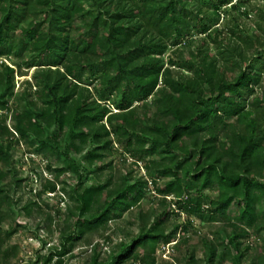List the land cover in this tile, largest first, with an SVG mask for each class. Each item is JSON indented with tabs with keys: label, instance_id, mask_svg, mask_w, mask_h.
Instances as JSON below:
<instances>
[{
	"label": "trees",
	"instance_id": "trees-1",
	"mask_svg": "<svg viewBox=\"0 0 264 264\" xmlns=\"http://www.w3.org/2000/svg\"><path fill=\"white\" fill-rule=\"evenodd\" d=\"M233 1L0 0V57L12 50L21 58L28 54L25 67H38L34 86L40 88L33 93V85L26 82L22 94L28 106L14 112V133L0 123V136L24 140L39 154H57L56 164L61 162V137L68 134L70 149L78 152V144L90 139L86 160L93 165L111 149V136L116 135L119 143L140 158L157 157L146 164L147 170L156 178H169L157 189L187 203L189 211H203L205 190L217 192L216 197L209 198L210 219L232 221L228 243L235 252L231 264H264V224L258 223L264 219V95L251 104L243 99L261 82L264 47L259 46L249 56V49L259 41L257 36L239 32L235 43L225 42L218 31L213 41L226 43L219 45L217 52L228 62L227 70L206 48L220 11L230 5L235 12L242 3H248ZM36 5L42 8V18L24 25ZM258 25L261 27L260 22ZM195 33L205 37L198 50H189L180 60H170L171 65L191 73L178 74L175 82L164 54ZM233 70L236 75L231 77L228 72ZM14 74L15 68L8 65L0 71L2 110L14 92ZM89 79L100 82L99 100L108 102L92 98L86 83ZM156 93L157 109L139 113ZM33 96L42 103L39 109ZM233 118L237 124L229 121ZM49 130H54L51 139L46 137ZM11 160V144L1 142L0 163L8 170L0 169V182L12 170ZM65 163L46 167L55 171L56 178L68 170L79 174L78 183L72 187L77 205L71 215L76 220L68 235H63L66 241L73 243L86 230L120 217L146 194L145 179L116 184L109 178L83 186L80 166L69 157ZM56 187L57 182L47 180L38 195L54 193ZM9 198L7 185H0V264L10 253L3 249L7 238L1 232V224L9 215L3 206L11 204ZM32 206H39L38 202L26 204L27 213ZM166 217L156 219L148 230L142 227L131 243L122 242L119 252L109 259L100 260L96 249L90 264H125L129 259L155 264L159 243L176 238V230L166 233L161 226ZM247 228L261 235L262 245L252 260L245 261L239 244L248 235ZM71 247L63 243L62 250L47 257L44 264H50L55 255L59 257L56 264H63L62 257ZM190 263L195 264L193 258ZM208 264H227L226 251L216 263V250L212 249Z\"/></svg>",
	"mask_w": 264,
	"mask_h": 264
},
{
	"label": "rangeland",
	"instance_id": "rangeland-1",
	"mask_svg": "<svg viewBox=\"0 0 264 264\" xmlns=\"http://www.w3.org/2000/svg\"><path fill=\"white\" fill-rule=\"evenodd\" d=\"M237 0H234L235 2ZM41 7L35 6L34 11L23 23L29 24L33 20H40ZM236 17H233V16ZM264 0H248V3H242L241 7L235 12L231 11L230 5L225 6L220 11V18L215 23V29L207 40V52L216 54L220 60V66L228 69L229 64L219 55L217 49L222 43L213 41L216 33L219 31L221 39L225 42L237 41V33L242 36L246 34L257 36L258 43L248 51L252 56L256 49L264 47ZM215 22V21H214ZM261 23V27L258 23ZM216 29H218L216 31ZM233 30L234 32H232ZM236 33V34H235ZM204 35L194 34L178 46H170L164 54V62L171 65L170 60H180L183 55H187L189 50H198L202 45ZM221 46H226V43ZM224 48V47H222ZM18 57L16 51L12 50L8 56L0 57V71L5 65L15 68L14 74V92L7 97L8 106L6 109H0V123L5 124L10 131L15 132L14 112L24 110L28 104L23 97V90L29 81L33 87L32 92L40 90L34 86V74L38 67L26 68L25 58ZM15 64H20L17 66ZM173 68V80L176 82L178 74L183 73L191 75L188 71L179 69L178 66L171 65ZM229 76L234 77L236 73L228 72ZM87 86L92 92V98L95 100L100 97V82L86 81ZM0 88V92H1ZM264 95V69L262 79L255 86L254 93L248 94L246 99L248 104L256 98H262ZM158 94L151 95L144 103L145 106L139 109V113L147 110L154 112L157 109ZM36 102V108H40L42 103L33 96ZM115 99V98H114ZM103 103L108 101H102ZM135 105L138 107V103ZM113 109V107H112ZM114 112L116 109H113ZM255 110V108H254ZM230 122L237 124L236 118L229 119ZM262 121V120H261ZM108 128L109 124H106ZM230 128L226 131L230 132ZM54 130L46 132L47 139H51ZM225 131V132H226ZM113 144L110 150L104 151V157L99 161L94 160L91 165L86 160L87 152L91 149L90 139L86 144H78L80 152L70 149L72 144L71 137L67 134L61 137V162L56 164L58 155L53 157L36 153L34 147L27 144L24 140L18 142L11 137H1V142L11 144V171L0 182V185L6 184L10 192L9 201L11 204H5L3 210L8 212V217L1 224V232L7 239L4 242L3 249H9V258L2 264H44L45 259L51 254L62 250L63 243L71 246L63 257V264H90L91 258L98 250L100 260L111 258L112 254L119 252L121 243H131L140 233L142 227L147 230L155 220L167 215L162 222V228L166 233L176 230V238L170 243H159L158 249L154 254L155 264H192L193 258L195 264H208L210 252L216 250V263L223 251L227 253V264H231L235 249L228 243V236L233 232L231 222L227 220L212 221L210 219L211 207L209 198L216 197L217 192L205 190L203 194V211L191 212L185 208L187 203L178 201L173 194H162L157 188L164 186L169 178H156L155 175L147 170L146 164L151 160L157 159L156 156H144L140 158L138 154L131 153L125 148L123 143L118 142L116 135L111 136ZM188 140V139H187ZM133 150V149H132ZM66 151H69L67 155ZM134 151V150H133ZM70 158L81 168L83 174V186H89L92 182H106L109 178L113 183H121L123 180H129L133 183L137 179H145L146 194L141 202L130 210L122 213L120 217L110 220L108 224L97 229L86 230L78 240L72 242L66 241V236L73 229L75 219L71 211H76V201L74 199L72 187L79 181V174L68 170L62 173L58 178L55 177L54 170H48L49 163L55 166H65V159ZM10 164V162H9ZM100 167H103L99 169ZM0 169L8 170L4 164L0 163ZM98 169V172L95 170ZM87 175V177H84ZM18 180H20L18 182ZM57 182L56 192L38 193L43 189L46 181ZM186 198V197H185ZM30 201L38 202L39 206H32L30 212L24 209V206ZM264 206V204H263ZM264 224V219L258 221ZM248 235L240 239V252L244 260H252L256 252L262 245V237L254 228H247ZM9 234V235H8ZM66 235L63 237V235ZM137 248V252H140ZM58 256H54L50 264H56ZM125 264H142L135 259H129Z\"/></svg>",
	"mask_w": 264,
	"mask_h": 264
}]
</instances>
